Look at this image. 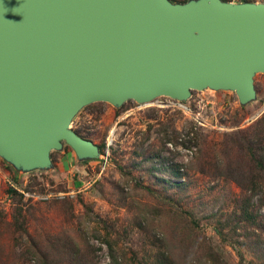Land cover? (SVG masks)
<instances>
[{"label": "rangeland", "instance_id": "374dc122", "mask_svg": "<svg viewBox=\"0 0 264 264\" xmlns=\"http://www.w3.org/2000/svg\"><path fill=\"white\" fill-rule=\"evenodd\" d=\"M252 87L243 105L208 89L183 101L92 103L68 129L96 158L76 162L64 142L46 167L0 158V264H264V180L250 178L240 149L264 117V73ZM227 166L254 190L233 183Z\"/></svg>", "mask_w": 264, "mask_h": 264}, {"label": "water", "instance_id": "95a60500", "mask_svg": "<svg viewBox=\"0 0 264 264\" xmlns=\"http://www.w3.org/2000/svg\"><path fill=\"white\" fill-rule=\"evenodd\" d=\"M264 73V4L194 0H0V158L49 165L64 142L75 159L97 150L68 129L92 103L119 107L190 91L253 98Z\"/></svg>", "mask_w": 264, "mask_h": 264}, {"label": "trees", "instance_id": "16d2710c", "mask_svg": "<svg viewBox=\"0 0 264 264\" xmlns=\"http://www.w3.org/2000/svg\"><path fill=\"white\" fill-rule=\"evenodd\" d=\"M253 127H256L254 131L255 133L253 135L243 136L242 139L245 141V144L242 140V147H240V149L244 151L245 155L248 157V161H250V178L251 174H254V172H256L257 175L260 176L262 180H264V146L259 145L258 147H253V144L254 142H256V140L263 138L264 117L257 119L253 126H250L249 128L252 129ZM215 169L220 168L217 167ZM251 169L253 171H251ZM225 171L230 174L233 183L239 186L240 189L246 188L245 191L247 190L249 193L254 190V186L251 182L252 179L245 178L244 174L239 173V168L227 166V168H225ZM249 186L251 187V189H248ZM243 201H247V198H244ZM161 256H164V254H162Z\"/></svg>", "mask_w": 264, "mask_h": 264}, {"label": "built area", "instance_id": "2783aa9c", "mask_svg": "<svg viewBox=\"0 0 264 264\" xmlns=\"http://www.w3.org/2000/svg\"><path fill=\"white\" fill-rule=\"evenodd\" d=\"M100 158H101L103 161H105V158H104V157L101 156Z\"/></svg>", "mask_w": 264, "mask_h": 264}, {"label": "crops", "instance_id": "0c3cea01", "mask_svg": "<svg viewBox=\"0 0 264 264\" xmlns=\"http://www.w3.org/2000/svg\"><path fill=\"white\" fill-rule=\"evenodd\" d=\"M73 157H74V160L77 162V160L75 159V156L73 155Z\"/></svg>", "mask_w": 264, "mask_h": 264}]
</instances>
